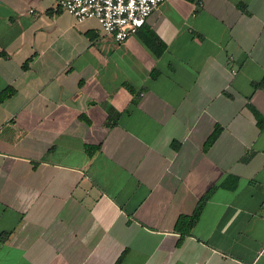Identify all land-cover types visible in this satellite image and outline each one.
<instances>
[{"label":"crops","instance_id":"crops-1","mask_svg":"<svg viewBox=\"0 0 264 264\" xmlns=\"http://www.w3.org/2000/svg\"><path fill=\"white\" fill-rule=\"evenodd\" d=\"M57 1L0 0V264H264V0Z\"/></svg>","mask_w":264,"mask_h":264},{"label":"built area","instance_id":"built-area-1","mask_svg":"<svg viewBox=\"0 0 264 264\" xmlns=\"http://www.w3.org/2000/svg\"><path fill=\"white\" fill-rule=\"evenodd\" d=\"M164 0H58V7L76 21L95 18L115 42L137 32L149 14ZM234 72V70H232ZM254 264V263H251Z\"/></svg>","mask_w":264,"mask_h":264},{"label":"trees","instance_id":"trees-1","mask_svg":"<svg viewBox=\"0 0 264 264\" xmlns=\"http://www.w3.org/2000/svg\"><path fill=\"white\" fill-rule=\"evenodd\" d=\"M156 38V41H157V47H156V53H160L161 50L165 47L164 43L158 39L157 37ZM126 87L130 90V91H134L133 87L128 84V83H125ZM13 91V88H6L5 90H3L1 93H0V99L3 98L4 96L8 95L10 92ZM84 118L85 116L82 115ZM86 119V118H85ZM87 120V119H86ZM257 122L260 126L263 125L264 123V119L261 118V117H258L257 118ZM109 122H107L108 124ZM218 127H215L214 130L211 132V134L209 135V137L206 139L204 145L207 146L209 145L214 139L215 137L217 136V133H218ZM172 145L173 146H177V143L176 142H172ZM85 148L87 150V152L91 153L93 150H95L97 148L96 145H90V144H87L85 145ZM212 189H210L209 191H207L196 203L195 207H194V210L192 213L190 214H180L177 219H176V222H175V228L181 232V234H185V233H188L192 226L194 225V222L196 221L202 207H203V204L205 203L207 197L209 196L210 192H211Z\"/></svg>","mask_w":264,"mask_h":264}]
</instances>
